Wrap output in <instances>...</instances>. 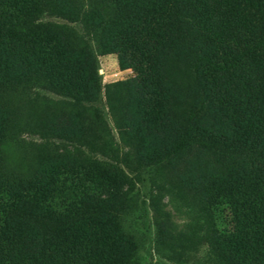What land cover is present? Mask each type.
<instances>
[{
    "label": "trees",
    "instance_id": "1",
    "mask_svg": "<svg viewBox=\"0 0 264 264\" xmlns=\"http://www.w3.org/2000/svg\"><path fill=\"white\" fill-rule=\"evenodd\" d=\"M87 2L88 33L136 66V146L152 164L166 161L182 195L201 205L219 260L264 264V0ZM78 5L0 0V264H130L135 249L119 227L125 181L117 168L50 149L35 171L19 173L3 158L21 126L13 97L41 88L80 104L98 93L86 43L77 38V48L68 27L41 20H75ZM172 65L191 74L182 92L169 83ZM152 206L157 213L164 204L154 198ZM158 218L164 229L168 217Z\"/></svg>",
    "mask_w": 264,
    "mask_h": 264
},
{
    "label": "rangeland",
    "instance_id": "2",
    "mask_svg": "<svg viewBox=\"0 0 264 264\" xmlns=\"http://www.w3.org/2000/svg\"><path fill=\"white\" fill-rule=\"evenodd\" d=\"M78 4L75 20L53 14H44L41 20L68 27L69 40H74L77 48L83 45L76 43L77 38L86 43L96 61L98 93L80 104L41 88H35L37 92L28 97H13L9 109L19 113L21 126L13 127V137L2 146L5 165L19 173H31L50 149L55 154L68 152L76 161L108 163L125 181L120 188L124 208L119 213V227L135 244L130 264H225L214 255L203 235L205 214L201 205L182 195L179 179L164 165L166 161L152 164V159L144 156V148L135 144L136 131L140 132L131 114L136 100V66L115 49L105 48L94 33H88L89 21L81 17L88 2L78 0ZM169 72L176 79L174 83L168 77L169 83L182 92L191 78L189 70L172 65L166 74ZM59 117L72 125H55ZM39 125L49 130L39 134L29 129ZM52 132L55 134L49 136ZM154 198L164 204L157 213L152 206ZM158 216L168 217L161 232L156 226Z\"/></svg>",
    "mask_w": 264,
    "mask_h": 264
}]
</instances>
